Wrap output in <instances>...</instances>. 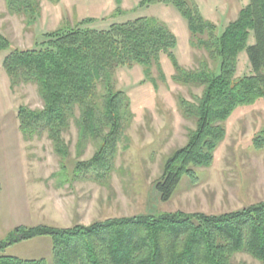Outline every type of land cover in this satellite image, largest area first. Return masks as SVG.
Here are the masks:
<instances>
[{
	"label": "trees",
	"instance_id": "obj_1",
	"mask_svg": "<svg viewBox=\"0 0 264 264\" xmlns=\"http://www.w3.org/2000/svg\"><path fill=\"white\" fill-rule=\"evenodd\" d=\"M48 1L59 4L61 0ZM4 2L9 14L25 18L27 28L37 22L42 9L40 0ZM160 3L179 11L187 22L191 46L204 51L211 62L200 61L196 69L186 71L174 52V33L148 17L113 23L107 29L92 27L96 18L83 19L73 27L45 34L39 46L30 50L13 49L11 41L0 33V52L9 51L3 68L11 88L36 85L43 101L41 110L19 108L24 140L47 136L63 157L68 151L63 135L74 123L82 136L102 140L96 157L86 164L95 172L104 168L110 174L112 155L133 116L127 96L116 89L120 68L141 66L145 79L157 87L153 71L164 80L161 61L166 56L174 67L175 82L202 88L195 102L178 100L182 114L194 119L196 128L189 132L187 144L166 161L155 184L161 202L166 203L183 176L194 179L195 168L212 166L231 115L240 107L264 102V0H249L220 35L195 0H141L139 7ZM118 5L112 16L125 12L121 0ZM243 52L251 74L238 78ZM254 141L257 149H264V137ZM103 159L106 166L100 165ZM84 169L78 165L74 177ZM9 235L7 241H0V264H244L236 262L238 254L264 264V202L222 215L147 214L88 227H18ZM36 238L51 239V260L3 255L7 247Z\"/></svg>",
	"mask_w": 264,
	"mask_h": 264
},
{
	"label": "rangeland",
	"instance_id": "obj_2",
	"mask_svg": "<svg viewBox=\"0 0 264 264\" xmlns=\"http://www.w3.org/2000/svg\"><path fill=\"white\" fill-rule=\"evenodd\" d=\"M195 1L205 19L217 27L219 35L249 3V0ZM40 2L42 9L37 22L27 28L25 18L9 14L4 0H0V33L11 41L13 49H35L45 34L73 27L87 18L98 19L92 27L107 29L113 23L148 17L167 25L174 33L177 38L174 52L186 71H193L198 62L208 59L204 51L191 46L187 22L173 6L160 3L140 8L141 0H121L125 12L112 16L119 0ZM8 53L0 52V241H7L18 227H88L95 222L147 214L222 215L264 202V149H257L254 141L258 136L264 137L263 101L240 107L231 115L225 124L226 137L214 154L212 166L195 168L196 180L183 176L172 199L164 203L155 184L166 161L187 144L189 132L196 128L195 120L182 114L178 100L181 97L193 103L202 95V88L175 82L174 67L166 56L161 61L164 80L153 71L157 87L145 79L141 66L120 68L116 89L127 96L133 116L112 155L110 174L104 168L95 172L91 167L87 169L86 164L94 160L102 140L82 136L74 123L63 135L68 149L63 157L56 153L47 136L31 142L24 140L19 108L41 110L43 101L36 85L11 88L3 68ZM249 74L251 68L243 52L236 76ZM79 116L77 112L76 118ZM106 162L103 159L100 165L106 166ZM78 165L86 170L75 178ZM52 247L50 238H36L7 247L3 255L51 260ZM236 262L263 264L247 254L236 255Z\"/></svg>",
	"mask_w": 264,
	"mask_h": 264
},
{
	"label": "crops",
	"instance_id": "obj_3",
	"mask_svg": "<svg viewBox=\"0 0 264 264\" xmlns=\"http://www.w3.org/2000/svg\"><path fill=\"white\" fill-rule=\"evenodd\" d=\"M118 7V6H117ZM121 8H122V5H121ZM117 9V8H116Z\"/></svg>",
	"mask_w": 264,
	"mask_h": 264
}]
</instances>
